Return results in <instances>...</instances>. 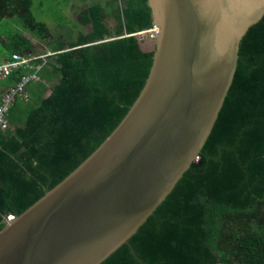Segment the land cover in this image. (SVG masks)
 Wrapping results in <instances>:
<instances>
[{"label":"trees","instance_id":"trees-1","mask_svg":"<svg viewBox=\"0 0 264 264\" xmlns=\"http://www.w3.org/2000/svg\"><path fill=\"white\" fill-rule=\"evenodd\" d=\"M51 1L63 4L60 11L72 3ZM80 1L86 31L72 39L71 30L67 41L51 39L50 25L35 14L37 0H0L3 54H40L26 32L53 46L43 81L31 83L27 102L17 99L9 114L13 129L0 130V231L105 141L149 74L153 51L134 35L154 28L148 0ZM101 264H264V17L241 44L234 83L201 155L130 244Z\"/></svg>","mask_w":264,"mask_h":264},{"label":"water","instance_id":"water-1","mask_svg":"<svg viewBox=\"0 0 264 264\" xmlns=\"http://www.w3.org/2000/svg\"><path fill=\"white\" fill-rule=\"evenodd\" d=\"M148 6L157 35L133 106L81 165L0 231V264H101L130 244L201 155L264 0ZM151 32L134 35L141 43Z\"/></svg>","mask_w":264,"mask_h":264},{"label":"built area","instance_id":"built-area-1","mask_svg":"<svg viewBox=\"0 0 264 264\" xmlns=\"http://www.w3.org/2000/svg\"><path fill=\"white\" fill-rule=\"evenodd\" d=\"M153 38H156L157 29L154 27ZM53 52L47 54H21L12 53L11 56L0 62V130L9 131L13 129L10 124V112L17 99L27 100L30 97L28 86L34 82L43 81L41 71L47 63V58ZM23 69L25 72L21 79L15 84L4 85V82L15 71ZM15 215L6 218V222L11 223Z\"/></svg>","mask_w":264,"mask_h":264},{"label":"rangeland","instance_id":"rangeland-1","mask_svg":"<svg viewBox=\"0 0 264 264\" xmlns=\"http://www.w3.org/2000/svg\"><path fill=\"white\" fill-rule=\"evenodd\" d=\"M62 5L63 4L60 2H53L51 0H37L35 14L40 20H43L50 25L53 34L51 37L52 40L61 39L68 41L70 40L68 34L71 33V30L73 32L72 39H75L79 31H86L83 26L81 15L83 14L87 3L80 0H72L69 7H65L63 11H60ZM108 23L111 27H115L116 25L112 19H109ZM153 34L154 33L144 35V37L146 36V39L140 43L144 50L153 49L155 40ZM26 35L37 44L38 53L47 54L53 52L51 39H40L38 36H34L31 32H26ZM139 38L142 39L143 36H139ZM0 54H2L1 50ZM51 92L52 90L49 91V93Z\"/></svg>","mask_w":264,"mask_h":264},{"label":"crops","instance_id":"crops-1","mask_svg":"<svg viewBox=\"0 0 264 264\" xmlns=\"http://www.w3.org/2000/svg\"><path fill=\"white\" fill-rule=\"evenodd\" d=\"M6 58H7V54L6 53L0 54V62H2L3 60H5Z\"/></svg>","mask_w":264,"mask_h":264},{"label":"bare ground","instance_id":"bare-ground-1","mask_svg":"<svg viewBox=\"0 0 264 264\" xmlns=\"http://www.w3.org/2000/svg\"><path fill=\"white\" fill-rule=\"evenodd\" d=\"M151 33H154V32H151Z\"/></svg>","mask_w":264,"mask_h":264},{"label":"clouds","instance_id":"clouds-1","mask_svg":"<svg viewBox=\"0 0 264 264\" xmlns=\"http://www.w3.org/2000/svg\"><path fill=\"white\" fill-rule=\"evenodd\" d=\"M145 32V31H144Z\"/></svg>","mask_w":264,"mask_h":264}]
</instances>
